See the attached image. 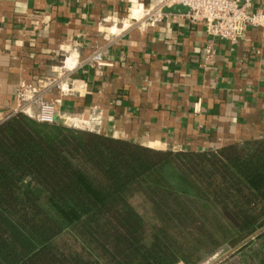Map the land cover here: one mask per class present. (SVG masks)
I'll return each mask as SVG.
<instances>
[{"label": "trees", "instance_id": "1", "mask_svg": "<svg viewBox=\"0 0 264 264\" xmlns=\"http://www.w3.org/2000/svg\"><path fill=\"white\" fill-rule=\"evenodd\" d=\"M220 250L264 264V136L174 151L22 111L0 122V264H197Z\"/></svg>", "mask_w": 264, "mask_h": 264}, {"label": "crops", "instance_id": "2", "mask_svg": "<svg viewBox=\"0 0 264 264\" xmlns=\"http://www.w3.org/2000/svg\"><path fill=\"white\" fill-rule=\"evenodd\" d=\"M157 0H0V122L37 98L56 120L153 149L206 150L264 136V34L211 37ZM264 11V0L249 10ZM211 54L205 56V48ZM99 53L103 64L96 65Z\"/></svg>", "mask_w": 264, "mask_h": 264}, {"label": "built area", "instance_id": "3", "mask_svg": "<svg viewBox=\"0 0 264 264\" xmlns=\"http://www.w3.org/2000/svg\"><path fill=\"white\" fill-rule=\"evenodd\" d=\"M252 0H157V4L143 11L142 16L149 22H159L164 8L181 5L186 8L185 16L190 22H201L205 32L211 37L230 43L243 37L246 27H258L264 34V11L249 10ZM211 54L205 48V56ZM96 65H102L99 53L93 55ZM38 111L34 118L39 122L56 121L55 105L52 101L37 98Z\"/></svg>", "mask_w": 264, "mask_h": 264}, {"label": "rangeland", "instance_id": "4", "mask_svg": "<svg viewBox=\"0 0 264 264\" xmlns=\"http://www.w3.org/2000/svg\"><path fill=\"white\" fill-rule=\"evenodd\" d=\"M67 126L84 129L81 128L79 123L77 122H64ZM130 204L134 207V209L139 212V214L143 217L144 220H148L149 212L148 205L144 202L142 196L139 194H133L129 198ZM231 250H220L215 252L213 255L206 257L204 260L197 264H240L236 255L228 256L231 253ZM175 264H182L181 262H176Z\"/></svg>", "mask_w": 264, "mask_h": 264}, {"label": "water", "instance_id": "5", "mask_svg": "<svg viewBox=\"0 0 264 264\" xmlns=\"http://www.w3.org/2000/svg\"><path fill=\"white\" fill-rule=\"evenodd\" d=\"M184 8H185V7H184ZM165 9H166V8H164V10H165ZM64 122H65L64 120L61 121V123H64Z\"/></svg>", "mask_w": 264, "mask_h": 264}]
</instances>
